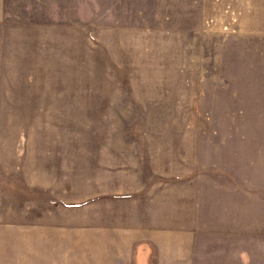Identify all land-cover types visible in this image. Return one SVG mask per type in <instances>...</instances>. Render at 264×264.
Instances as JSON below:
<instances>
[{
    "label": "rangeland",
    "instance_id": "obj_1",
    "mask_svg": "<svg viewBox=\"0 0 264 264\" xmlns=\"http://www.w3.org/2000/svg\"><path fill=\"white\" fill-rule=\"evenodd\" d=\"M0 264H264V0H7Z\"/></svg>",
    "mask_w": 264,
    "mask_h": 264
},
{
    "label": "crops",
    "instance_id": "obj_2",
    "mask_svg": "<svg viewBox=\"0 0 264 264\" xmlns=\"http://www.w3.org/2000/svg\"><path fill=\"white\" fill-rule=\"evenodd\" d=\"M7 2H8L7 0H0V23H3L6 19V15L8 12ZM113 264H117V263H113Z\"/></svg>",
    "mask_w": 264,
    "mask_h": 264
}]
</instances>
